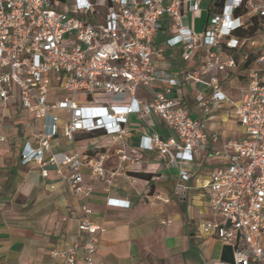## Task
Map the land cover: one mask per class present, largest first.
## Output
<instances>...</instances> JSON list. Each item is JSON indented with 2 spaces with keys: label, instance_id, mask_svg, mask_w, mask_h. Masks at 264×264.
Returning <instances> with one entry per match:
<instances>
[{
  "label": "built area",
  "instance_id": "built-area-1",
  "mask_svg": "<svg viewBox=\"0 0 264 264\" xmlns=\"http://www.w3.org/2000/svg\"><path fill=\"white\" fill-rule=\"evenodd\" d=\"M204 1L210 13L212 0H0V104L17 91L23 108L46 121L33 135L36 145H24V164L44 163L60 131L70 141L79 132H98L125 146L132 114L143 130L141 148L171 156L180 169L174 187L178 196L186 197L190 180L185 166L201 165L210 155L219 159L222 164L202 181L219 219L201 222L199 231L234 245L233 261L216 264H264V0H224L197 31L189 14L200 17ZM244 16L258 18L255 33L237 34L249 27ZM174 48L183 62L203 52V65L185 70L161 66ZM238 49L243 61L252 51L258 54L230 110L245 136L223 140L206 117L215 105L230 101L220 74L243 63L229 52ZM190 82L211 90L207 95L196 87L197 117L180 94ZM139 88L150 97L139 96ZM212 142L220 147L212 149ZM105 158L88 161L94 174L104 175ZM121 158L131 156L122 153ZM49 161L58 162L56 156ZM60 162L73 170L69 180L75 192L89 195L79 155H65ZM84 212L78 226L84 239L65 251H51L64 264H96L101 228L90 220L92 209L84 207Z\"/></svg>",
  "mask_w": 264,
  "mask_h": 264
},
{
  "label": "crops",
  "instance_id": "crops-1",
  "mask_svg": "<svg viewBox=\"0 0 264 264\" xmlns=\"http://www.w3.org/2000/svg\"><path fill=\"white\" fill-rule=\"evenodd\" d=\"M203 4L201 16L194 18V23L202 18L204 11L208 20L209 2ZM244 19L250 25L251 19L248 16ZM241 51L229 52L242 63ZM169 53L170 58L160 60L161 66L185 70L203 65L201 51L187 62L179 60V49H171ZM246 71L238 68L233 72L244 75ZM238 77L237 98L222 86L230 101L215 105L206 117L210 130L218 132L223 140L245 136L243 127L230 113L246 82V76ZM138 90L139 96L150 97L143 88ZM180 94L192 112L201 115L195 104L196 84L187 83ZM228 103L232 105L229 107ZM55 113L63 118L67 116L64 111ZM130 121L131 134L125 146L109 142L98 132H79L70 141L60 131L52 139L44 163L24 164L21 159L24 145L27 141L36 145L33 135L43 129L46 121L23 108L17 91L14 97L0 104V264H64L51 251H65L84 239L85 235L78 229L84 207L92 209L90 220L101 228L96 235V264L233 261V244L202 233L198 228L201 222L219 219L210 207L202 181L209 178L221 161L210 155L201 165L185 166L190 180L186 197L182 198L174 192L180 169L173 165L171 156L163 157L157 150L141 148V124L134 114ZM152 129L164 136L168 134L163 127ZM219 147V142H212V149ZM122 153L131 159L121 158ZM72 154H78L83 161L80 168L83 184L91 189L87 196L75 192L69 180L73 170L60 162L65 155ZM103 154L106 155L105 173L94 174L88 161H95ZM52 156L58 162H50Z\"/></svg>",
  "mask_w": 264,
  "mask_h": 264
},
{
  "label": "rangeland",
  "instance_id": "rangeland-1",
  "mask_svg": "<svg viewBox=\"0 0 264 264\" xmlns=\"http://www.w3.org/2000/svg\"><path fill=\"white\" fill-rule=\"evenodd\" d=\"M204 6V4H203ZM207 16H206V11H204V14L202 16V18H198L196 20V22L194 23V17L192 14H189V23L190 25H192V27H194L197 31H202L204 26L206 25L207 22ZM237 76L240 77V74L238 73H234V72H230L229 74H220V77L222 79V86L227 89L231 95H233V98L236 99L237 98V94L239 92V86L240 83L239 81H237ZM238 77V78H239ZM241 78V77H240ZM235 79V80H234ZM197 90L206 93L207 95H209L211 93L210 87L207 86L206 84L203 83H197L196 84ZM139 93V90H138ZM232 104L228 103V106L230 107ZM193 117H197V114H193Z\"/></svg>",
  "mask_w": 264,
  "mask_h": 264
},
{
  "label": "trees",
  "instance_id": "trees-1",
  "mask_svg": "<svg viewBox=\"0 0 264 264\" xmlns=\"http://www.w3.org/2000/svg\"><path fill=\"white\" fill-rule=\"evenodd\" d=\"M224 0H212V5H211V9H213V11H218L221 9L222 5H223ZM212 13V11H210L209 15ZM260 22L258 20V18L256 16H253L251 18V23L249 25V27L246 30H238L237 34L239 35H245V34H253L255 33L258 28L260 27ZM257 55L254 51L250 52L249 58L245 61H243V63L239 66L240 69H247L251 63L257 58ZM241 77H245L246 74L244 75H240Z\"/></svg>",
  "mask_w": 264,
  "mask_h": 264
}]
</instances>
